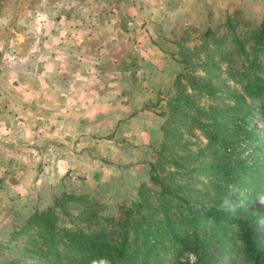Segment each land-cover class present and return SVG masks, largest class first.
I'll return each mask as SVG.
<instances>
[{"label":"trees","instance_id":"trees-1","mask_svg":"<svg viewBox=\"0 0 264 264\" xmlns=\"http://www.w3.org/2000/svg\"><path fill=\"white\" fill-rule=\"evenodd\" d=\"M246 21L235 11L218 32L206 21L201 28L176 22L181 30L173 26L169 35L158 30L177 71L166 92L142 107L161 119L150 132L152 157L134 195L110 204L63 189L7 233L0 264H92L101 257L162 264L166 255L170 264H182L189 252L198 264H210L227 243L243 264H264L251 211L259 205L236 215L219 207L230 184L249 198L264 189V129L255 123L264 122V16L258 25ZM26 234L32 235L22 239L27 246L8 257L6 250Z\"/></svg>","mask_w":264,"mask_h":264},{"label":"crops","instance_id":"crops-1","mask_svg":"<svg viewBox=\"0 0 264 264\" xmlns=\"http://www.w3.org/2000/svg\"><path fill=\"white\" fill-rule=\"evenodd\" d=\"M84 8L81 0H0V185L43 170L56 173L52 187L61 192L68 188L63 184L68 172H82L75 166L84 156L87 174L92 164L99 165L92 161L103 163L92 175L102 189L114 191L118 184L109 171L123 178L134 172L133 166L123 167L113 157L102 161L93 153L102 137L117 151L129 152L122 139L149 134L152 125H141L150 112L127 100L133 87L97 84L99 65L91 63L99 55L84 49ZM87 20L92 30L98 26L94 17ZM107 23L115 27V21ZM7 172L16 173L15 179ZM87 174L74 179L83 191H88ZM136 178L131 189L140 181Z\"/></svg>","mask_w":264,"mask_h":264},{"label":"rangeland","instance_id":"rangeland-1","mask_svg":"<svg viewBox=\"0 0 264 264\" xmlns=\"http://www.w3.org/2000/svg\"><path fill=\"white\" fill-rule=\"evenodd\" d=\"M81 1L85 7L84 9H87L84 18L82 17L85 54L88 55L89 53L91 55V51L94 49L93 51L99 55L97 60L91 63L99 65L100 75L97 77V84L104 85L107 82H112L116 86H120L121 83L127 85L129 89L133 87L135 92L129 90L127 100H133V106L140 110H145L142 109L144 104L152 103L158 96L166 92L177 71L176 63L170 55L164 52L165 49H168V44L159 41L158 30L165 35H169V30L176 22L177 25L183 27L196 25V28H201L200 26L206 21L213 28H218V32L222 28V26H219L226 15L235 11L246 18L248 23L246 27L258 25L264 16V0ZM112 9L113 13L110 14ZM92 17L98 23L94 30L86 26L87 18L91 19ZM110 20L115 21V27L109 26L107 22ZM177 25L174 27L178 30L180 28ZM91 33H93L94 40L89 38L92 35ZM189 36L193 38L192 41H199L196 33L190 32ZM155 41L159 43L155 44ZM192 43L190 41L189 44L192 45ZM217 59L219 60V56H217ZM259 61L264 65V54H262ZM222 64L225 65V62ZM137 89L139 93H136ZM137 101L139 104H137ZM149 112L150 114L145 115L140 124L152 125L151 131L153 133L161 118L153 112ZM255 123L259 129H264V122L260 118H257ZM146 133L134 134L128 137L126 141L122 139V142L129 144V152H119L116 148H113L112 143L107 138H100L99 145L94 148L93 153L98 155L102 161L109 162V159L113 157L123 167L133 166L134 169L131 168V170H134V172L128 173L123 178L120 177L118 171H109L107 175H116L118 184H116L114 191L102 189L100 187L101 183L93 177L95 176L94 173L99 172L100 167L98 168V166L103 163L92 161V163H99V165L92 164L94 173L87 174L85 165L89 161L88 157L84 156L86 160L81 159L79 165L75 167L81 168V173H85L89 177L86 181L89 193L96 194L100 199L108 201L110 204L121 202L134 195V187L131 189L130 185L137 179L136 177L140 178L139 180L146 177L143 163L152 157V154L146 150L147 143L152 139V133H149L150 135ZM111 135L117 136L115 131ZM118 139L121 140V138ZM130 153L131 155H129ZM81 173L71 174L68 172L64 177L65 181L63 180L64 186L74 191L82 190L80 180H74L75 176ZM7 174H9L7 178L12 176V179H15L13 175L16 173L7 172ZM19 174L17 173V175ZM55 174L43 170L35 173H24V180L20 183L8 180L0 185V242L7 239V233L14 228L16 223L25 218L33 207H45L52 202L55 194L60 193L57 191L58 189L52 187L55 183L53 180ZM92 175L94 176L92 177ZM87 176H84V179ZM69 213L71 217L76 214L75 210H70ZM216 236L211 237V239L217 238ZM259 238L264 245V236H259ZM22 239L30 240L32 235L26 234L18 241L13 242L10 248L6 250L8 257H16L18 250L27 246V243L23 242ZM228 245V243L225 245L222 253H215L208 258L210 264H243L238 255L230 253ZM169 257L170 255H166L162 264H170ZM182 259V257L179 259L182 264H187V261L184 262Z\"/></svg>","mask_w":264,"mask_h":264},{"label":"clouds","instance_id":"clouds-1","mask_svg":"<svg viewBox=\"0 0 264 264\" xmlns=\"http://www.w3.org/2000/svg\"><path fill=\"white\" fill-rule=\"evenodd\" d=\"M228 194L220 201L219 207L229 214H239L240 212L250 209L253 205H259L258 208H252L254 218V227L258 235L264 236V189L256 192L249 198L242 192L240 187L235 184H230ZM187 264H198V257L195 253H185ZM92 264H111L107 257L94 259Z\"/></svg>","mask_w":264,"mask_h":264}]
</instances>
